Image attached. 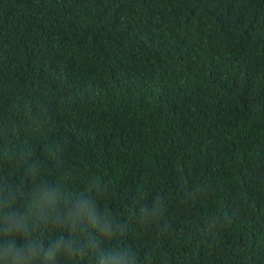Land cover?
Segmentation results:
<instances>
[{
    "label": "trees",
    "instance_id": "16d2710c",
    "mask_svg": "<svg viewBox=\"0 0 264 264\" xmlns=\"http://www.w3.org/2000/svg\"><path fill=\"white\" fill-rule=\"evenodd\" d=\"M0 264H264V0H0Z\"/></svg>",
    "mask_w": 264,
    "mask_h": 264
},
{
    "label": "clouds",
    "instance_id": "9594fccd",
    "mask_svg": "<svg viewBox=\"0 0 264 264\" xmlns=\"http://www.w3.org/2000/svg\"><path fill=\"white\" fill-rule=\"evenodd\" d=\"M62 195H63L62 192L57 193L55 196L49 195L47 191H41L39 195L33 193L30 196V202L28 203V208L41 209L45 206V204L53 205L57 200H60L62 198ZM74 230L75 228L73 226V231ZM69 246H71V241H69Z\"/></svg>",
    "mask_w": 264,
    "mask_h": 264
}]
</instances>
